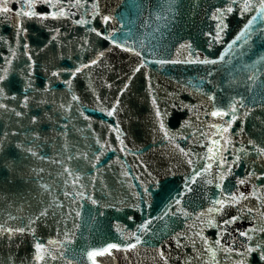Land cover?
Segmentation results:
<instances>
[{"label":"water","instance_id":"obj_1","mask_svg":"<svg viewBox=\"0 0 264 264\" xmlns=\"http://www.w3.org/2000/svg\"><path fill=\"white\" fill-rule=\"evenodd\" d=\"M62 2L67 11L76 0ZM247 2L249 11L233 6L225 15L220 42L213 43V13L228 7L225 0H80L84 7L71 8L74 15L45 21L16 15L29 10V0L23 9L20 0H9L12 11L0 16V36L7 41L0 45V65L9 70L3 83L10 85V97L23 103L27 95L29 103L20 108L10 98L3 101L23 117L0 109V133L7 137L0 148V224L30 226L11 239L0 236V262L37 264L39 243L47 251L38 264H92L88 253L109 244L119 250L94 257L96 264H164L160 252L167 264H236L234 254L215 242L242 250L251 242L240 232L264 227V179L238 183L251 172L264 177V159L254 148L264 147V0ZM34 10L45 16L54 11L39 3ZM21 24L24 32L16 42ZM101 52L102 63L70 75ZM26 72L39 91L26 92ZM73 94L78 102L68 107ZM42 99L47 102L38 107ZM117 100L118 112L108 117ZM153 100L168 114V137L158 129ZM233 105L235 120L211 115ZM115 125L120 140L111 130ZM209 147L214 160L208 159ZM241 193L248 199L220 213L209 211L219 208L215 201ZM133 233L141 243L128 249ZM249 264H258L256 253Z\"/></svg>","mask_w":264,"mask_h":264},{"label":"snow or ice","instance_id":"obj_2","mask_svg":"<svg viewBox=\"0 0 264 264\" xmlns=\"http://www.w3.org/2000/svg\"><path fill=\"white\" fill-rule=\"evenodd\" d=\"M20 3H21V8L23 9L25 7L24 0H20ZM36 3L45 4V5L49 6V7H51L52 9H54V11H52L47 16L38 15L35 12V10H34L35 7H36ZM36 3H33V2H31V0H29V3L27 4V8L29 10L28 11L17 12L16 15L17 16H26L29 19L37 18L40 21H45L47 19L58 20V19H61V18H68V17L74 15L75 13H73L71 11V8H73V7H84V5L80 4V0H76L75 4L69 3L67 5V11L65 10V5L63 4L62 0H56V3H53L52 0H36ZM225 3L228 4L227 8H225V9H217V11L215 13H213V19H215L217 21V32L215 33V36H212V39H211V42H213V43L214 42H220L221 32L224 30V27H225L224 22H223L224 21V17L228 13L233 12V10H234L233 6H236L235 10L236 11H240V12H246V11H249L251 9V5L247 2V0H241V2L239 4L237 3V0H225ZM8 4H9V0H4V2L2 4H0V16L7 15L9 12L12 11V9L8 6ZM261 10L264 11V3H262V5H261ZM96 15H99V13H96ZM103 21H104L105 24H107L108 21H109V17H107V16L103 17ZM75 23L81 24V25H87L88 23H90V21L79 20V21H75ZM248 23L251 24L252 21L250 20V21H248ZM90 31L95 32V35L97 37L101 36V32L96 31L94 28L90 29ZM23 32H24L23 25L21 24L17 28V31H16L15 36H14V40H16V42H19L18 38L23 35ZM209 35L211 36L212 34L209 33ZM244 36H246V31L242 32L241 36L237 37V41L240 40L241 37H244ZM103 38L104 39H109V36H104ZM55 39H56V36H53V40H55ZM111 39L115 40V36H111ZM6 42L7 41H5L2 36H0V45H2L3 43H6ZM116 46H119V45H116ZM23 47L25 49H27V45H23ZM185 47H189L190 48V45H187ZM12 55L15 56V52L14 51L12 52ZM104 55H105L104 52L99 53V55L96 58L92 59L90 63L83 64L82 66L76 67L75 71H72L70 73V75L73 78H75V77H77V74H79V73H81L83 71V69L91 68L93 66L98 65L99 63H102V57ZM28 59L30 60L31 56H29ZM7 62L11 63V61H7ZM164 62L165 61H160V63H164ZM172 62L176 63V62H179V61H172ZM184 62H186V63H200V64L207 65V64H215L217 61L210 60V59H203V60H200V59H188V60H186ZM26 67L30 68L31 65H28L27 62H26ZM0 69H2V74H0V109H4L6 111L14 113V115L16 117L26 116L27 115L26 113H24L22 111H18V110H16V108H9L8 105L3 102V101H5V100L10 98L14 102H16L20 108H27L28 107V103H29L27 95L25 96V99H24L23 103H21L18 100L17 97H15V96H11L10 97L9 94L5 92V89L10 87V85H5L3 83V81L8 78L9 70L3 68V65H0ZM138 70L139 69H137V71ZM25 76L28 78V83L26 85V92H27L28 89H31L34 92L35 91H39L38 89H34L32 87L33 81L31 79V73L30 72H26ZM51 76L59 78L60 73L57 72V71H53L51 73ZM65 83L70 87L71 84H72V81L71 80H66ZM126 89H127V85H125V89L124 90H126ZM43 91L44 92H49L50 88H45V89H43ZM46 102H47L46 100L42 99L39 102H37V106L39 107L41 104H44ZM72 102H78V97L76 95H74V94L71 95V102H68L67 106L68 107H72L73 106ZM119 103H120L119 100H117L114 105H109V109L110 110L106 111V115L108 117H113L118 112ZM153 105H154V107L156 106V101L155 100H153ZM60 108L64 109L65 105L61 104ZM237 110H238L237 107L235 105H233L232 108L230 109V111H223V112L222 111H213L211 113V115L213 117H221V118L230 115L232 117V120H235L236 119V115L235 114H236ZM247 114L248 113L245 112V115H247ZM167 115L168 114H167L166 111H161L159 107H155V119H156V122L158 124V129L160 131L164 132L165 137L169 136V133H168V131L165 128V118L167 117ZM85 118H87V117H85ZM32 123L33 124L37 123V120L33 119ZM230 126H231V122H228V127H230ZM228 127H225L223 129V131L225 133L228 131ZM111 130L115 131L118 134L117 135V139L120 140V135H119L120 128H119V125L113 126V128ZM6 138H7L6 134L0 133V148L3 147V145H4L5 141H6ZM120 142L123 143L122 140ZM213 144L214 145H218L219 141H213ZM225 144L226 145L228 144L227 140H225ZM101 146L103 147V145H101ZM17 147H20V146L17 145ZM254 148H255V151L257 153V156L262 158V159H264V147L256 148L254 146ZM217 150H219V149H217ZM29 151H31V149H29ZM181 152H183V149H181ZM208 152L212 153L211 156H208V159L209 160H214L215 153L213 152V148L209 147L208 148ZM240 152L242 154H246L244 149H240ZM32 154L35 155L34 152ZM184 154L187 155V153H184ZM97 159H99V157H97ZM239 160H240V156H237L236 160L233 161V165L237 164L239 162ZM224 163H226V161H224ZM233 165H228V172L231 171V168L233 167ZM208 167L210 168L211 164H209ZM253 178H255V179H264V177L257 176L255 172H251V173L247 174V178L246 179H241L240 181H238V183L239 184H245V183L248 182V180L253 179ZM75 179L79 180V177H76ZM223 179H224V174H221L220 180L223 181ZM219 186L220 185H217V187H219ZM41 187L44 189V191H48V186L47 185H41ZM242 199H248V197L244 196L241 193L239 196L233 195V196L229 197L227 200L215 201V204H218L219 208H215L214 207L213 209H210L209 211L210 212L211 211H215L216 213H220V212H222L225 209L226 206H234L236 204H239L240 200H242ZM93 202L95 203V201H93ZM176 203H179V200H177ZM248 211L250 213L251 209H249ZM46 214H47V208L44 209L43 211H41L39 215L42 217V216H44ZM38 218L39 217H37V219ZM9 219H14V218L13 217H9ZM238 219H240L239 216L234 217L232 220H226L225 224L226 225L227 224H232ZM34 222L35 221H32V223H34ZM29 226L19 227V228H12V227L7 226L6 224H0V236H3L4 234L7 233L8 234V238L11 239L17 233H24ZM209 226L217 227V225L212 224L211 222H209ZM141 230H146V229H141ZM259 233H264V227H258V228L254 227V228H252V229H250V230H248L246 232H240V236L245 237L247 241L251 242L248 245H241V249L242 250H235L231 246H229L228 248L225 249V248H223L221 246L220 240H217L215 242L214 246L219 248L221 251H224L227 254H229L230 257H232V255L234 254V259L236 261V264H249L252 253H256L257 254V256H258V264H264V239H262L260 237ZM253 234H255V235H253ZM132 235L136 236V240H135V243H129L128 249H134L137 245H139L141 243L140 237L136 233H133ZM197 235H199V233ZM222 235H223V233H221V236ZM49 243L51 244L53 242L50 241ZM205 243H207V241H205ZM35 247H36V255H35V257L33 259L38 264L39 261L45 259L43 253L45 251H47V249H45L44 246L42 244H39V243L36 244ZM212 247L213 246H210L209 249H208L210 252L212 251ZM112 249L119 250L118 245L117 244H109L107 248H104L101 251L89 252L88 256H89L90 259H92V264H96V261H95L94 257L103 256L106 253L110 254ZM128 249H126V250H128ZM159 255H160V258L162 260H164V264H167V260L165 258V254L163 252H160ZM212 255H213V258H214L215 257V253L212 252ZM53 258H55V257H53ZM9 259H12V257H9ZM0 264H3V262H0Z\"/></svg>","mask_w":264,"mask_h":264}]
</instances>
